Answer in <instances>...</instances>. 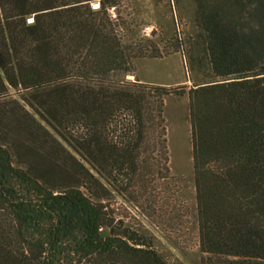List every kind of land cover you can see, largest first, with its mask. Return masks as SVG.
<instances>
[{"label":"trees","instance_id":"16d2710c","mask_svg":"<svg viewBox=\"0 0 264 264\" xmlns=\"http://www.w3.org/2000/svg\"><path fill=\"white\" fill-rule=\"evenodd\" d=\"M194 1L215 76L188 92L200 264H264V0ZM128 6L0 0V264H171L113 207L148 215L170 177L174 90L126 78L163 40Z\"/></svg>","mask_w":264,"mask_h":264},{"label":"rangeland","instance_id":"374dc122","mask_svg":"<svg viewBox=\"0 0 264 264\" xmlns=\"http://www.w3.org/2000/svg\"><path fill=\"white\" fill-rule=\"evenodd\" d=\"M128 7L144 23L146 35L156 33L155 38L163 40L162 56L137 60L134 73L126 78L174 90L166 96L164 108L170 177L147 194L153 204L147 209L150 214L137 215L118 196L113 207L118 217L130 211L132 223L154 237L155 247L171 264H200L188 92L194 84L215 76L200 42L197 4L194 0H129Z\"/></svg>","mask_w":264,"mask_h":264}]
</instances>
